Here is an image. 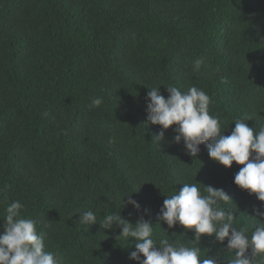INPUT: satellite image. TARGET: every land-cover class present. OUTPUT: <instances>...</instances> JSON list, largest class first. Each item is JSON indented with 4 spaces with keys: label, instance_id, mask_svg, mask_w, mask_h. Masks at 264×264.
Segmentation results:
<instances>
[{
    "label": "trees",
    "instance_id": "trees-1",
    "mask_svg": "<svg viewBox=\"0 0 264 264\" xmlns=\"http://www.w3.org/2000/svg\"><path fill=\"white\" fill-rule=\"evenodd\" d=\"M164 85L204 90L224 135L237 119L258 132L264 0H0V234L6 207L19 201L21 218L37 222L44 250L64 264H137L135 238L100 226L115 212L133 225L150 221L157 245L199 246L201 258L228 264L227 238L194 241L193 230L169 229L158 220L163 201L183 183L203 195L205 186L222 188L231 200L221 207L249 238L264 202L234 184L243 165L225 168L203 144L190 157L172 143L176 125L155 141L161 126L147 122L146 97L160 86L167 98ZM94 98L103 102L89 108ZM84 211L97 223H79Z\"/></svg>",
    "mask_w": 264,
    "mask_h": 264
},
{
    "label": "clouds",
    "instance_id": "clouds-1",
    "mask_svg": "<svg viewBox=\"0 0 264 264\" xmlns=\"http://www.w3.org/2000/svg\"><path fill=\"white\" fill-rule=\"evenodd\" d=\"M203 64V60L197 59L194 70L198 71ZM160 86L150 88L146 97L147 122L161 126L155 141L164 140L165 131L176 125L172 143L183 142L185 154L190 157H197L203 144L210 159L225 168H231L233 162L243 165L234 175V184L264 202V126L257 132L244 120L237 119L231 133L224 135L219 118L209 112L211 99L204 90L192 86L182 92L176 86L164 85L168 93L165 98ZM102 102V98H94L89 108L99 107ZM205 187L207 195L201 193L198 183H183L179 192L163 201L158 220L169 229L180 225L193 230L194 241L207 235L223 244L227 238V250L235 253L228 264H255L256 256H264V222L258 220L260 223L249 238L246 229L233 227V212L221 207V202L231 200L228 194L222 188ZM128 197L127 204L139 211L141 205L130 195ZM22 208L19 201H13L5 209V227L0 234V264H64L59 253L44 250L46 234L37 232L35 220L21 218ZM253 211L256 216L264 217V209L254 208ZM80 213L79 223H97L93 211ZM99 223L102 229L119 227L120 237L135 238V251L130 252L129 259L137 264H222L218 256L201 258L199 246L173 243L167 238H161L157 245L152 238L153 226L143 216L133 225L114 212Z\"/></svg>",
    "mask_w": 264,
    "mask_h": 264
}]
</instances>
